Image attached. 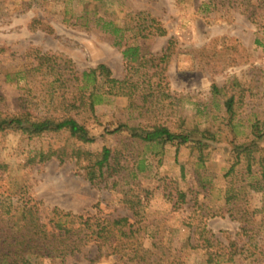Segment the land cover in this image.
Instances as JSON below:
<instances>
[{"label": "rangeland", "instance_id": "obj_1", "mask_svg": "<svg viewBox=\"0 0 264 264\" xmlns=\"http://www.w3.org/2000/svg\"><path fill=\"white\" fill-rule=\"evenodd\" d=\"M168 42L163 78L151 76L149 66ZM128 47L139 48L142 68L123 57ZM100 64L116 80L130 78L131 96H109L102 87L94 115L81 109L73 116L93 138L81 151L117 153L123 180L115 187L113 179L92 185L75 159L41 160V153L66 145V134L28 139L6 131L0 133V212L33 207L49 229L55 208L89 224L127 219L138 232L129 240L115 234L111 244L120 247L114 253L84 239L90 231L83 227L77 251L31 262L264 264V194L255 188L260 176L247 175L244 156L229 173L235 146L264 158V135L252 145L250 134L256 121L264 129V0H0L2 117L18 112L20 98L37 103L35 114L53 110L46 99L52 90L56 96L63 91L56 78ZM230 96L231 121L223 106ZM124 124L142 132L154 124L207 130L215 139L204 141L199 161L190 146L153 148L133 141L126 127L115 132ZM125 200L139 201L137 216Z\"/></svg>", "mask_w": 264, "mask_h": 264}, {"label": "trees", "instance_id": "obj_2", "mask_svg": "<svg viewBox=\"0 0 264 264\" xmlns=\"http://www.w3.org/2000/svg\"><path fill=\"white\" fill-rule=\"evenodd\" d=\"M150 21L156 23L153 18ZM165 35L166 32L160 29L159 36ZM170 46V42H168L167 48L157 59V64L149 66V69L153 70L151 76L163 78V71L171 55ZM138 50V47H128L122 54L127 62L142 68L141 62L138 61ZM43 60L47 59L43 58ZM154 60L152 59L151 63H154ZM53 82L58 83V90L61 88L63 90L60 94L57 93L58 96H56V91L52 90L48 96L49 98L46 99L48 106L53 107V110H47L44 114H41V112L35 114L32 109L37 103L32 99L20 98L19 109L14 116L2 117L0 115V133L11 131L20 133L28 139H39L48 134H66L67 142L73 141V143L68 144L66 142L65 146L47 154L41 153V160L52 156H55L60 162L65 159H75L76 164L81 165L82 170H84L83 177L90 184L93 185L97 182L102 183L108 179H113L112 185L115 187L119 179L123 180L120 173L124 170L123 166L119 164L118 154L108 148H103L96 155L82 152L80 145L92 143L93 138H91L84 124L76 120L73 114L78 115V110L82 109L83 113L88 112L92 117L96 105L102 100L100 94L102 87H105L104 94L129 98L131 96L130 89L133 86L130 84V78L126 76L121 81L116 80L112 77L111 71L105 65L100 64L82 73L72 69L70 79L60 77ZM53 82L49 83L48 86L52 87ZM69 89L71 90L69 91ZM219 91L217 87L213 86L214 93ZM223 106L231 121L234 117V97L226 98ZM122 127L127 128L128 135L133 141L141 142L153 148L163 149L167 145L177 148L185 145L190 146L191 149L198 152L199 161L203 160L202 150L207 147L204 141L215 139L214 135L207 130L192 129L178 132L171 131L168 126L162 124H154L143 132L138 127L124 124L119 125L115 132H119ZM250 134L252 135V145L264 135V129L260 127L258 121L251 125ZM234 154L236 161L231 166L229 173H232L235 165L244 156L247 175L254 176V174H257L260 176L259 180L257 178L255 180L258 181L255 188L264 194V158L255 159L243 145L235 146ZM142 165V163H139L136 167L138 173L143 171ZM254 166H257L258 170H254ZM260 183H263V186H260ZM180 197L184 199V195ZM124 203L133 211V216L138 215L135 209L139 207V201L125 200ZM51 214L53 218L48 222L50 225L48 229L47 225L40 221L33 207L8 206L1 211L0 264H33L31 262L33 258L63 257L77 251L84 239L89 238H93L95 242H98L97 248L99 251L107 249L115 253L119 251L120 247V243H116L115 246L111 244L115 234L119 235L118 238L129 240L138 232V230L132 229V225H128L127 219L104 220L101 223L89 224L87 221L82 222L81 216L62 213L55 208L52 209ZM75 223H79L78 228H74ZM83 227L90 231L89 234H85L84 239L82 236ZM136 255H139L137 251Z\"/></svg>", "mask_w": 264, "mask_h": 264}]
</instances>
